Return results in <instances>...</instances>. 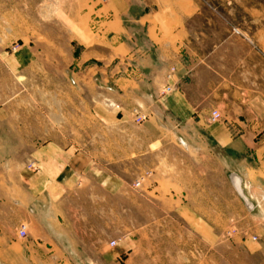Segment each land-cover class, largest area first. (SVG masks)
<instances>
[{
  "label": "rangeland",
  "instance_id": "obj_1",
  "mask_svg": "<svg viewBox=\"0 0 264 264\" xmlns=\"http://www.w3.org/2000/svg\"><path fill=\"white\" fill-rule=\"evenodd\" d=\"M192 1L195 16H199L189 25L192 54L205 62L216 46L217 50L209 60L216 77L221 79L219 88L227 94L230 92L231 100L238 99L242 93L255 97L258 93L253 85L255 70L242 69L240 61L245 54L250 58V51L259 53L263 61L258 69L259 76L262 73L264 76V0ZM150 2L0 0V94L9 92L11 75H17L18 92H23V96L31 95L35 103L33 111L29 109L21 121H31L43 114L41 94L54 87L57 92L56 117L49 125L55 132L50 139L57 145H71L73 151L84 153L89 160L88 173L93 175L95 169L103 172L100 184L107 186L111 183L107 181L110 177L121 178L114 182L117 186L113 191L99 190L79 181L56 188L52 201L50 199L56 218L51 224L56 236L63 237L61 242L50 239L49 234L41 230L43 225L32 220L28 205L23 209L16 208V201L22 200V188L26 194L32 181H16L12 166L8 171L6 166L0 167V264H264V197L259 201L262 208L257 204V209L251 211L252 207L245 209L240 204L233 187L232 203L225 212L218 211V197L215 201L207 195L205 162L201 159L199 174H193L194 188H187L182 179L179 190H175L179 196L170 201L173 198L161 195L158 175L153 177L148 172L151 170L150 157L146 170L141 154L129 160L127 149H124L129 140L146 139L138 128L147 123V115L134 114L131 123L113 126L90 114L85 115L84 111L80 115L79 111L70 110L63 98L58 97V92L65 91L68 80L72 85V75L78 72L68 66L71 58L81 54L79 44H89L94 39L92 18L101 15L98 10L103 7L102 16H112L111 8L115 5L121 10V16H142L152 11ZM155 2L161 3L165 16L174 14L173 8H178L174 3L170 4L171 0ZM117 3H125V10ZM177 13L182 11L177 9ZM223 45L227 47L226 52ZM224 55L230 60L225 67ZM18 59L25 61L23 68L16 70L9 66V62ZM170 93L172 90L167 88L165 94ZM37 99H40V110L36 108ZM222 99L216 97L217 108ZM222 111L223 106L221 111H214L220 118L215 122L210 119L211 125L224 120ZM234 111L243 113L245 109L240 105L226 112L231 115ZM138 116H146L147 120L139 124ZM51 118L50 122L53 121ZM255 118L241 114L239 119L256 124ZM44 121L47 123V119L42 118L40 126L36 123L28 125L43 129ZM233 131V137L238 135L235 129ZM24 134L31 137L32 133ZM154 135L160 140L161 132ZM263 138L260 133L256 139ZM44 139L38 143H45ZM136 149L137 153L143 154L138 144ZM155 149L153 147L152 151L159 152ZM20 150L7 151L13 154ZM28 150L33 151L32 148ZM13 157H0V162L14 160ZM152 161L158 163L156 159ZM192 161L195 170L197 165L194 159ZM98 162L101 165L96 167L94 163ZM26 170L37 173L39 168L31 163ZM196 175H199L198 181ZM50 201L41 197L40 203L51 205ZM41 210L46 212L43 206ZM23 227L26 237L19 234ZM34 239L44 243H34ZM113 242L115 246L111 245Z\"/></svg>",
  "mask_w": 264,
  "mask_h": 264
},
{
  "label": "crops",
  "instance_id": "obj_2",
  "mask_svg": "<svg viewBox=\"0 0 264 264\" xmlns=\"http://www.w3.org/2000/svg\"><path fill=\"white\" fill-rule=\"evenodd\" d=\"M150 1L152 11L142 16H121V10L115 5L111 8L112 16H102L103 7L98 10L101 15L92 18L94 39L89 44H79L82 52L77 58H71L68 66H73L78 72L72 75V85L68 80L65 91L58 92V97L63 98L70 110L79 111L80 115L84 111L85 115L90 114L92 118L113 126L131 123L134 114L147 115V123L138 128L146 139L138 142L129 140L124 149H127L129 160L141 154L146 170L150 157L151 170L148 172L153 177L158 175L161 195L173 198L170 201L179 196L175 190H179L182 179L186 181L187 188H194L193 174H199L202 159L208 183L207 195L215 201L218 197V211L225 212L232 203L233 187L237 196L234 195L245 209L252 207L251 211L256 210L257 204L262 208L259 201L264 197V138L256 139L260 133L264 135V76L263 73L259 76L258 69L263 63L259 53L250 51V58L245 54L240 61L242 69L255 70L253 85L257 95L252 97L242 93L238 99L231 100L230 92L227 94L226 90L219 88L221 79L216 77L215 68L209 60L217 50L216 46L208 53L205 62L197 60L192 54L193 39L189 25L199 17L194 13L195 3L192 0L181 3L171 0L168 5L174 3L178 8H173L174 14L165 16L161 3ZM117 4L125 10V3ZM177 9L182 13L178 14ZM224 47L226 52L227 47ZM226 57L224 55V67L230 61ZM24 62L18 59L9 62V66L20 70ZM18 79L17 75H11L9 84H13H8L9 92L0 94V157L14 155V160H2L0 167L6 166L8 171L12 166L16 181H32V187L26 194L22 188V200L16 201V208L23 209L28 205L32 220L43 225L41 230L44 229L50 239H63L56 236L51 224L56 219L51 203L56 188L79 181L99 190L108 188L113 191L117 186L114 182L121 178L110 177L107 181L111 183L107 182V186L100 184L103 172L95 169L93 175L88 173L89 160L84 153L73 151L71 145H57L55 140L50 139L55 132V128L49 125L56 117L57 92L54 87L41 94L42 116L39 115L37 120L21 121L29 109L33 111L35 103L31 95L23 96V92H18ZM167 88L172 93L165 94ZM217 96L223 98L218 108ZM240 105L245 109L243 113L234 111L230 115L226 112ZM222 106L224 120L211 125L212 113L221 111ZM38 107L40 99H37ZM241 114L256 117L257 123L240 120ZM42 118L47 119V123L44 121L43 129H39ZM28 123L39 126L33 129ZM234 129L238 134L235 137ZM157 132H161L160 140L154 135ZM24 133L32 134L27 137ZM36 133L37 136L33 135ZM41 138H45L46 142L38 143ZM137 144L139 149H143V154L137 153ZM153 147L159 152L152 151ZM31 148L33 151L29 152ZM11 149L21 150L12 154L7 151ZM152 159L158 163L153 164ZM193 159L197 165L195 170L192 168ZM31 163L38 166L37 173L26 170ZM98 163L94 165H101ZM237 179L251 206L237 191ZM195 180H199V175ZM195 195L193 191L192 197ZM41 197L51 199V205L47 202L41 204ZM42 206L46 212L41 210ZM34 243L44 242L34 239Z\"/></svg>",
  "mask_w": 264,
  "mask_h": 264
},
{
  "label": "built area",
  "instance_id": "obj_3",
  "mask_svg": "<svg viewBox=\"0 0 264 264\" xmlns=\"http://www.w3.org/2000/svg\"><path fill=\"white\" fill-rule=\"evenodd\" d=\"M219 118H220V115L217 112H213L212 117H211L212 121L215 122ZM136 120L139 124H141V123H144L147 120V118L146 116H138ZM19 234L21 237H26L27 235L26 228L25 227L21 228V230L19 231ZM111 245L115 246V243L113 242Z\"/></svg>",
  "mask_w": 264,
  "mask_h": 264
},
{
  "label": "bare ground",
  "instance_id": "obj_4",
  "mask_svg": "<svg viewBox=\"0 0 264 264\" xmlns=\"http://www.w3.org/2000/svg\"><path fill=\"white\" fill-rule=\"evenodd\" d=\"M240 182L239 179L236 180V187H237V191L239 192V194L241 195V197L248 203L249 206H251L250 202L247 200L246 196L243 194L241 188H240Z\"/></svg>",
  "mask_w": 264,
  "mask_h": 264
}]
</instances>
